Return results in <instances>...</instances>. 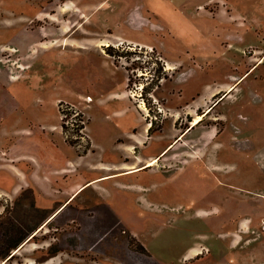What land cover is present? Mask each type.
<instances>
[{"label":"rangeland","instance_id":"rangeland-1","mask_svg":"<svg viewBox=\"0 0 264 264\" xmlns=\"http://www.w3.org/2000/svg\"><path fill=\"white\" fill-rule=\"evenodd\" d=\"M220 1L0 0V73L12 80L10 90L47 99L50 123L61 124L60 102L78 112L82 133L69 135L90 152L77 157L58 133L53 138L86 178L102 160H134L133 168L117 169L125 170L118 177L86 188L7 264L22 256L42 264L54 248L71 254L64 264H264V215H245L255 195L264 204L257 162L264 159V0H227L246 28L224 21L226 8L214 15ZM228 40L246 47L235 52ZM108 45L125 56L114 60L104 52ZM231 59L245 65L241 84L225 98L210 94L206 84L244 74L229 73ZM151 121L156 131L148 135ZM52 188L57 194L61 187ZM51 200L42 199L50 212L58 206ZM0 202L2 253L49 211L34 207L29 189ZM212 204L229 205V218L207 221L230 231L210 232L205 219L192 218ZM194 234L191 243L204 249L192 258L165 263L148 249L171 256Z\"/></svg>","mask_w":264,"mask_h":264},{"label":"crops","instance_id":"crops-1","mask_svg":"<svg viewBox=\"0 0 264 264\" xmlns=\"http://www.w3.org/2000/svg\"><path fill=\"white\" fill-rule=\"evenodd\" d=\"M221 5L218 6L214 15L220 13V9L224 10L226 8L224 14L226 16L222 18L224 21L231 23L233 22L239 27L246 28V23L240 21L242 16H238L234 18L232 12H230L228 6H231L227 0H221ZM200 5H198L199 7ZM219 9V10H218ZM251 27H255L254 23L251 22L249 24ZM254 25V26H253ZM260 27V25H258ZM258 27H255L254 30H257ZM231 37V36H230ZM134 44H140L137 42H130ZM102 44V43H99ZM106 44V43H105ZM228 45L232 46V50L237 52L243 47H234V45L228 40ZM251 45V44H248ZM247 45V46H248ZM225 48V47H224ZM226 49L230 50L231 47H226ZM240 50V53H241ZM236 59L227 60L229 63V73L231 72H240L243 71L244 74L240 76L231 77L227 82L223 81H213L212 84H206L207 86H212L210 89V94L214 95L219 92H223L222 97H226L233 91L236 87H238L242 82V77L246 74L245 65L235 62ZM261 59L256 62V64L252 65V68L257 65ZM242 67V70H241ZM230 75V74H229ZM21 75H18L16 80L20 79ZM232 76V75H231ZM2 77L4 79H2ZM230 77V76H229ZM33 78L36 80L42 79V75H33ZM125 76L124 87L121 97L128 98V93L125 88L126 86ZM15 81V80H14ZM8 82L12 83V80L7 79V75L5 73H0V198H3L4 201L8 199L16 198L23 190L29 189L32 193L33 205L38 210H48L46 217L43 218L39 224L28 234L25 239L18 245L17 251L11 250L12 257H7L4 259H0V264H7L10 262L11 258L22 252L24 248H26L30 244V238H34L35 234L45 227H48L50 221L53 220L60 212L67 207L72 201L78 199L80 194L86 188H92L97 183L102 182L103 180H110L118 177L120 174L124 172L118 171L119 168H133L134 160L129 161L128 158L114 160V161H100L96 166L93 167L94 173L91 177L86 178L82 175V172L79 171L78 166L71 162V158L65 154V152L61 149V143L53 138L54 133H58L60 138L65 144L69 143L65 141L64 134L62 132V127L59 123L54 122L50 123L49 118V107L48 100L35 95L34 97H25L22 96L23 92L21 91V95L15 94L10 90L8 86ZM197 99V98H196ZM195 99V100H196ZM205 111V110H204ZM208 114V113H207ZM58 120L60 119L59 113H57ZM147 126L144 127V132ZM88 136V135H87ZM73 147V146H71ZM75 149V148H74ZM76 151V150H75ZM90 152V149L87 150L85 154H78L76 152L77 157H81ZM125 153H131L130 147L127 145L124 149ZM141 158V157H140ZM154 157H151L152 159ZM149 159V160H150ZM148 161V160H147ZM259 167L264 169V159H257ZM218 167L221 166L218 162H215ZM215 163H213V167H215ZM103 165V167H101ZM106 166V167H104ZM136 168V167H134ZM126 169V170H127ZM212 171H219L216 169H211ZM103 177H107L105 179H101ZM52 185H58L61 188H57L56 190L59 192L57 194L51 193L53 188ZM65 191V192H64ZM229 199L231 203V193L230 188L228 189ZM63 192V193H62ZM67 192V193H66ZM50 201L58 203V206L50 212V205L42 202ZM49 199V200H46ZM250 202L252 199H248ZM81 201V200H80ZM79 201V203H80ZM67 203V204H66ZM109 204V203H108ZM81 205V204H80ZM110 208L113 210L112 206L109 204ZM264 207L263 202L259 199L258 195L254 196V201L250 203V213L245 214L249 216H262L264 212L255 210L257 208ZM253 209V211L251 210ZM5 206L0 202V218H2L4 214ZM56 211V212H55ZM58 212V213H57ZM54 213V214H53ZM192 218L196 221H200L205 219L206 224L209 223L213 228H209L207 225L205 229L210 232L215 231H230V228H221L217 226H222L220 224L216 225L212 223L210 220L207 221V218L210 216H219L221 213L225 215L231 216V208L229 211V205L227 207H217L212 204L209 208H196L192 211ZM50 215H53L50 218ZM242 215V214H241ZM244 215V216H245ZM240 217V215H239ZM244 221L247 219L243 218ZM222 223L225 220H221ZM230 220L228 219V222ZM241 221V220H240ZM242 224V223H240ZM215 226V228H214ZM224 227V226H223ZM39 230V231H38ZM38 231V232H37ZM197 236L194 234L191 236L190 243L185 246L181 252L175 253L171 252V256H168L166 252H158L154 253L148 247L150 252L157 257L161 262H176L177 260H183L192 258L200 254L201 250L204 247L197 245H193L191 243L192 238ZM214 249V248H213ZM14 252V253H13ZM173 255V256H172ZM68 258V259H67ZM72 258L71 254H68L65 251H58L57 254L51 256L48 260H46L42 264H64V262H68V260ZM76 258V256H75ZM80 259V258H78ZM23 261H18L17 264H34V258L32 256H22ZM227 260V259H226ZM229 260V259H228ZM229 262V261H228ZM76 264V263H74Z\"/></svg>","mask_w":264,"mask_h":264},{"label":"trees","instance_id":"trees-1","mask_svg":"<svg viewBox=\"0 0 264 264\" xmlns=\"http://www.w3.org/2000/svg\"><path fill=\"white\" fill-rule=\"evenodd\" d=\"M104 52H105V54H107L108 56L112 57L114 60L117 59V58H120V57H124V56H125V53H123V52H122V53H118V51H116V50L114 49V47H112V46H110V45L104 47ZM125 69L128 70L127 67H125ZM162 70H164V69H163V66H160V67L157 69L158 73H162V75H163ZM160 78H161V77H160ZM160 78H159V79H160ZM130 81H131V77H130V75L128 74V75H127V87L130 85ZM155 86L158 87V86H159L158 83L155 84ZM142 90H143V91H146V87L142 86ZM61 107H62V103L60 102V103L58 104V110H59V113L62 112ZM65 111L67 112L68 115H70V113H69L70 111H69V110H65ZM153 123H154V122L151 121V125H150V127L148 128V130H147V134H148V135H151L154 131H156V130H154V128H153ZM60 125H61V127H62V132H63V134H64L65 141H66L67 143H69L71 146L75 147V148L77 149L78 154H80V155L85 154V153L87 152V150L89 149V146H84L83 148H81L82 145L79 143L78 139H73L72 137H70L69 134H72V133L66 129V127L63 125L62 122H61ZM83 127H84L83 124H81V123H80V124L77 123V126L73 128V132H78V130H79L80 128H83ZM26 236H27V235L25 234V235L19 237L17 240H15L14 243L9 244V245L7 246V248H6V250H5V251L3 250V252L0 253V258L4 259V258H7V257H12L10 251L13 250V249H15V248H17L18 245H19V244L25 239ZM60 250H61V249H58V248H54V249L50 250V257H51V256H54V255H55L58 251H60Z\"/></svg>","mask_w":264,"mask_h":264},{"label":"built area","instance_id":"built-area-1","mask_svg":"<svg viewBox=\"0 0 264 264\" xmlns=\"http://www.w3.org/2000/svg\"><path fill=\"white\" fill-rule=\"evenodd\" d=\"M62 106L64 107H61L62 112L60 113V120L68 131L73 132V128L77 126V123L82 124L83 120L79 119V114L74 109H72L73 107L65 105ZM65 110H69L70 112L74 110V112L68 115ZM76 133H79L80 135L82 133V128H80Z\"/></svg>","mask_w":264,"mask_h":264},{"label":"bare ground","instance_id":"bare-ground-1","mask_svg":"<svg viewBox=\"0 0 264 264\" xmlns=\"http://www.w3.org/2000/svg\"><path fill=\"white\" fill-rule=\"evenodd\" d=\"M209 110H210V109H209ZM207 112H208V111H207ZM205 115H206V114H205ZM203 116H204V113H203V114H197V115H195V116L193 117V119H192L190 125L193 127L194 125L198 124V123L202 120ZM155 161H156L155 158H153V159L149 160V161L147 162V164H148L149 166L154 165V164H155ZM16 251H17V249H15V253H16Z\"/></svg>","mask_w":264,"mask_h":264}]
</instances>
